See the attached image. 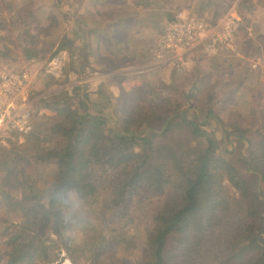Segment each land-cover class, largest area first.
<instances>
[{"label":"trees","instance_id":"16d2710c","mask_svg":"<svg viewBox=\"0 0 264 264\" xmlns=\"http://www.w3.org/2000/svg\"><path fill=\"white\" fill-rule=\"evenodd\" d=\"M54 6L70 23L69 30L61 37L56 16H51V27L28 29L27 59L41 57L57 45L55 53L67 51L74 60L88 51L84 58L90 63L92 34L120 45L122 20L116 14L115 20H105L107 6H89L73 20L61 0ZM101 17L106 25L97 21ZM106 27L116 31L110 35ZM85 87L40 98L56 112L51 130L35 124L34 110L33 129L22 135L24 142L19 144L21 135L12 133L7 140L14 148L2 147L7 153L0 152V239L5 238L7 250L0 251V264H47L62 249L74 262L77 255L96 259L92 255L98 234H90V218L72 210L78 203L70 197L84 185H97L94 178L83 179L94 165L99 166L94 175L106 201L125 215L141 203L145 192L165 197L145 228L147 256L126 264H184L194 256L224 258L228 264H264V144L250 147L237 164L226 155L230 151L224 138L204 128L216 116L210 111L200 120L199 114H189L192 104L185 95L188 103L183 104L169 94L151 91L146 104L139 99L143 86L133 92L121 88L119 97L101 86L95 95L100 98L102 91L107 92L106 103L97 108L100 104L85 94ZM231 129L235 132H224L227 139L242 138L235 134L240 129ZM177 130L186 132L192 143L174 146L159 141ZM46 132L55 134L56 140H44ZM33 165H54L56 175L45 192L28 186L31 194L20 198L12 191L22 179L30 180L28 168Z\"/></svg>","mask_w":264,"mask_h":264},{"label":"rangeland","instance_id":"374dc122","mask_svg":"<svg viewBox=\"0 0 264 264\" xmlns=\"http://www.w3.org/2000/svg\"><path fill=\"white\" fill-rule=\"evenodd\" d=\"M170 1L172 0H167V3ZM173 1L176 3L169 5L171 10H174L168 11L170 17L185 7L197 15L207 16L209 20L218 16L220 17L218 20L214 22L210 20L211 23H217L229 11H237L242 23L236 48L214 56L201 54L190 65L176 61L169 66L168 63L153 60L151 45L149 66L141 68L139 67L141 56L134 57L133 53L124 51L125 48L121 45L105 42L99 33L96 36L92 34L90 63L84 58V53L88 51H83V54L74 60L67 51L55 53L57 45L41 57L27 59L24 48L28 29L41 30L42 27H51V16H56L61 23L57 31L62 37L69 30L70 23L63 20V14L54 6L56 0H0V70L29 72L31 76L29 89L34 98L33 109L35 113L37 112L35 124L41 123V129L47 131L51 130L57 120L56 112L39 99H50L51 95L63 90L72 94L76 86H86L84 92L90 93L91 99L100 104L97 108L106 103L104 98L107 92L102 91L100 98L98 94L95 95L101 86L117 97L121 95V88L133 92L135 88L143 86L144 90L139 94V99L146 104L152 98L153 91L169 94L183 104L188 103L185 95L189 99V104H192L188 109L189 114L197 113L201 116L200 120H204L211 111L216 118H220L222 123L216 118L210 119V124L204 128L214 137L224 138L227 150L230 151L226 155L235 163L241 164L240 156L246 154L250 147L255 149L264 144V0ZM101 2L102 0H61L63 9L72 13V20L79 10L81 12L89 6L95 9L109 5L108 2L98 4ZM114 3L117 5V0ZM108 10L109 16L106 15L105 20H115L118 12H115L116 7L110 5ZM95 15L96 12L92 13V17ZM97 21L101 22L100 25H106L108 22L102 17ZM106 29L109 31L112 27ZM100 30L102 28L98 29V32ZM124 37L123 35L120 40L122 41ZM155 39L154 43L157 40ZM129 65L131 67L127 68ZM189 94L193 96L188 98ZM74 104H77V99ZM232 127L240 129V132L236 131L235 134H242L241 139L234 135L226 138L224 132H235ZM160 137V142L166 141L165 143L174 146L192 143L190 136L183 130L170 133L168 139ZM7 138L8 136L0 138V152L4 150L2 156L7 153L2 147L8 150L14 148L13 143L8 142ZM42 138L51 143L50 139L56 140V135L46 132ZM18 140L19 144L24 142L22 136ZM56 171L57 167L54 165L38 167L33 165L28 168L30 180L22 179L18 189L12 192L20 198L29 197L31 191L28 186L45 192L51 185ZM96 171H100L98 165L89 167L84 172L83 179L87 182L94 178L97 185H93L92 188L84 185L80 192L76 191L70 196L73 203H78L72 210L83 211L82 213L90 218L92 224L90 228L93 227L89 231L90 234L95 236L98 234L95 252L92 255L96 259L77 255L78 262H74L70 254L62 249L57 259L47 264H126L137 262L147 256L143 245L145 228L154 212L164 204L165 197L145 192L142 194L141 203H137L131 212L125 215L106 201L94 175ZM4 242L5 238L0 239V251L7 250ZM206 258L197 259L194 256L184 264H228L224 258L223 261L213 259L211 256Z\"/></svg>","mask_w":264,"mask_h":264},{"label":"built area","instance_id":"2783aa9c","mask_svg":"<svg viewBox=\"0 0 264 264\" xmlns=\"http://www.w3.org/2000/svg\"><path fill=\"white\" fill-rule=\"evenodd\" d=\"M242 18L229 11L219 22L211 23L205 15L179 9L165 21L164 29L152 47L156 62H185L192 54L214 56L236 48ZM31 76L27 70L0 71V138L33 129Z\"/></svg>","mask_w":264,"mask_h":264},{"label":"crops","instance_id":"0c3cea01","mask_svg":"<svg viewBox=\"0 0 264 264\" xmlns=\"http://www.w3.org/2000/svg\"><path fill=\"white\" fill-rule=\"evenodd\" d=\"M114 2H116V0L108 2V6L114 5L116 10H118L116 13L118 18L116 19L122 20L120 29L124 32L123 35L125 37L122 39L120 45L122 48H125L124 51L128 50L133 53L134 57H136V55L141 56L139 58L140 61L138 60L139 64H141L139 67L144 68L147 65L149 66L151 58L150 48L151 45L154 44L153 40L161 35L165 21L170 17L169 15H171L169 12L174 11L171 10L169 5L175 4L176 2L173 0L168 3L167 0H117L118 4L122 3L123 5H116ZM84 4L85 2L83 1L82 5ZM158 15L159 17H157ZM157 18L160 19L157 20ZM113 30L111 29L107 32H110V35H113L116 31L115 27ZM200 55V53L197 54V52H195L184 63L190 65L191 63H194ZM172 63L173 62H169L168 65L171 66ZM130 67L131 66L129 65L127 68Z\"/></svg>","mask_w":264,"mask_h":264}]
</instances>
